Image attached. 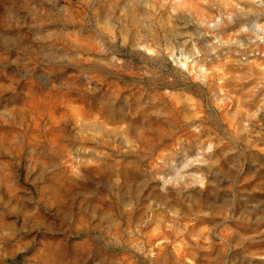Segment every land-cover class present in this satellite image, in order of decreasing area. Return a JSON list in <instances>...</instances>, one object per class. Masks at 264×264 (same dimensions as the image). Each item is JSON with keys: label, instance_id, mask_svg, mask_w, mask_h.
<instances>
[{"label": "rangeland", "instance_id": "obj_1", "mask_svg": "<svg viewBox=\"0 0 264 264\" xmlns=\"http://www.w3.org/2000/svg\"><path fill=\"white\" fill-rule=\"evenodd\" d=\"M0 264H264V0H0Z\"/></svg>", "mask_w": 264, "mask_h": 264}]
</instances>
